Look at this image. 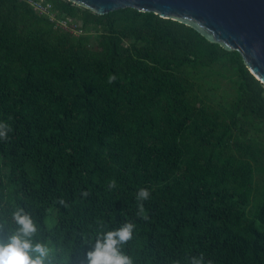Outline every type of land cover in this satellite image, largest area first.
Masks as SVG:
<instances>
[{
	"label": "trees",
	"instance_id": "obj_1",
	"mask_svg": "<svg viewBox=\"0 0 264 264\" xmlns=\"http://www.w3.org/2000/svg\"><path fill=\"white\" fill-rule=\"evenodd\" d=\"M44 1L82 33L0 0V240L22 207L54 264L124 223L133 264H264V84L241 54L153 11Z\"/></svg>",
	"mask_w": 264,
	"mask_h": 264
},
{
	"label": "water",
	"instance_id": "obj_2",
	"mask_svg": "<svg viewBox=\"0 0 264 264\" xmlns=\"http://www.w3.org/2000/svg\"><path fill=\"white\" fill-rule=\"evenodd\" d=\"M97 14L131 7L153 11L196 29L211 42L237 50L264 84V0H70Z\"/></svg>",
	"mask_w": 264,
	"mask_h": 264
},
{
	"label": "clouds",
	"instance_id": "obj_3",
	"mask_svg": "<svg viewBox=\"0 0 264 264\" xmlns=\"http://www.w3.org/2000/svg\"><path fill=\"white\" fill-rule=\"evenodd\" d=\"M115 76L110 77L113 82ZM11 131L7 123H0V140H6L7 133ZM109 188H114L112 181ZM147 189L140 188L136 194L139 211L137 215L144 213L143 201L150 198ZM60 203H64L60 201ZM147 219V216H143ZM16 228L7 235L5 240H0V264H54L52 250L46 243L37 239L39 229L31 216L21 207L11 214ZM135 225L124 223L119 228L109 231H99L94 239L92 250L86 253V264H133L131 257L126 255L122 249L131 239ZM5 225L0 224V231H4ZM93 241H90L91 244ZM188 264H212L211 260L205 261L204 254L198 257L192 256Z\"/></svg>",
	"mask_w": 264,
	"mask_h": 264
},
{
	"label": "built area",
	"instance_id": "obj_4",
	"mask_svg": "<svg viewBox=\"0 0 264 264\" xmlns=\"http://www.w3.org/2000/svg\"><path fill=\"white\" fill-rule=\"evenodd\" d=\"M29 2L38 11V13L45 14L51 21H54L56 26L76 35L82 33L80 22L68 15H62V17H59L57 15V10L54 9L51 2L44 0H29Z\"/></svg>",
	"mask_w": 264,
	"mask_h": 264
},
{
	"label": "rangeland",
	"instance_id": "obj_5",
	"mask_svg": "<svg viewBox=\"0 0 264 264\" xmlns=\"http://www.w3.org/2000/svg\"><path fill=\"white\" fill-rule=\"evenodd\" d=\"M90 41V46L94 45L93 39L89 38ZM209 86L207 84L202 86L203 88H208ZM212 91V90H211ZM213 93H215V97L221 98V97H231L233 95V89L230 87L229 83L225 80V79H221L220 80V84L218 85V87L215 89V91H212ZM262 138H264V130L262 132L258 133Z\"/></svg>",
	"mask_w": 264,
	"mask_h": 264
}]
</instances>
